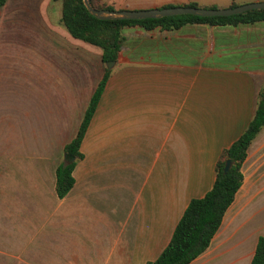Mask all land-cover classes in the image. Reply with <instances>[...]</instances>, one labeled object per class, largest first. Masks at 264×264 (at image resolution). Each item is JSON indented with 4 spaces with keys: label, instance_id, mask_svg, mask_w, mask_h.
Masks as SVG:
<instances>
[{
    "label": "crops",
    "instance_id": "0c3cea01",
    "mask_svg": "<svg viewBox=\"0 0 264 264\" xmlns=\"http://www.w3.org/2000/svg\"><path fill=\"white\" fill-rule=\"evenodd\" d=\"M0 6V264H145L246 127L264 85V22L126 25L62 196L54 170L105 64L47 12ZM264 0H100L114 9ZM60 16V7H59ZM207 247L187 264H251L264 237V125Z\"/></svg>",
    "mask_w": 264,
    "mask_h": 264
},
{
    "label": "trees",
    "instance_id": "16d2710c",
    "mask_svg": "<svg viewBox=\"0 0 264 264\" xmlns=\"http://www.w3.org/2000/svg\"><path fill=\"white\" fill-rule=\"evenodd\" d=\"M6 0H0V6ZM60 3L59 23L65 31L75 39L99 50L102 63L115 61L125 36L122 29L126 25H138L145 30L158 28L160 31H171L188 23H201L209 26H236L239 24L264 22V9L246 10L229 16L198 17L193 15H176L141 20H100L91 16L82 0H57ZM95 9H114L112 5L101 3L100 0H89ZM185 5L199 6L195 2ZM232 2L229 6H234ZM174 6L165 4L161 7ZM215 8L216 6H205ZM109 69L104 67L101 78L95 85L80 122L73 137L63 146V152L72 160L60 163L54 170V189L58 197H62L72 186L71 170L81 154L79 144L86 130L88 121L102 92ZM264 125V85L257 92L254 111L244 130L239 136L223 149L215 163L213 183L203 196L192 198L187 203L178 219L169 241L155 259L145 264H187L208 245L211 237L219 226L221 217L230 204L233 195L241 182L240 165L245 158L246 149L254 135ZM229 167L224 172L225 160ZM251 264H264V237L259 236L250 260Z\"/></svg>",
    "mask_w": 264,
    "mask_h": 264
},
{
    "label": "water",
    "instance_id": "95a60500",
    "mask_svg": "<svg viewBox=\"0 0 264 264\" xmlns=\"http://www.w3.org/2000/svg\"><path fill=\"white\" fill-rule=\"evenodd\" d=\"M87 12L100 20H141L147 18H161L176 15H193L198 17L211 16H229L239 14L251 9H264V1L248 2L227 7H202L191 5H174L170 7H153L147 9H95L91 6L89 0H82ZM114 61L105 63L106 69L113 65ZM65 163L72 160V157L66 153L63 154ZM229 167V160L226 159L223 165L225 172Z\"/></svg>",
    "mask_w": 264,
    "mask_h": 264
},
{
    "label": "rangeland",
    "instance_id": "374dc122",
    "mask_svg": "<svg viewBox=\"0 0 264 264\" xmlns=\"http://www.w3.org/2000/svg\"><path fill=\"white\" fill-rule=\"evenodd\" d=\"M226 0H215L216 4H224ZM60 3L57 0H52L48 6L47 12L51 20H58ZM59 21V20H58Z\"/></svg>",
    "mask_w": 264,
    "mask_h": 264
}]
</instances>
